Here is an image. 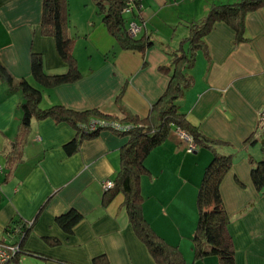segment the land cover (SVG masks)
Segmentation results:
<instances>
[{
  "label": "crops",
  "instance_id": "crops-1",
  "mask_svg": "<svg viewBox=\"0 0 264 264\" xmlns=\"http://www.w3.org/2000/svg\"><path fill=\"white\" fill-rule=\"evenodd\" d=\"M236 1L141 0L139 10L123 16L141 25L136 38L147 44L123 50L93 0H67L74 11L71 27L84 35L71 41L79 77L42 87L30 74L31 52L40 55L47 74L63 73L67 66L52 38L39 34L41 0H0V63L15 80L25 78L40 89L41 108L96 109L108 120L125 123L126 116L147 114L167 85L173 57L190 53L191 25L211 7ZM69 27L67 33L73 30ZM201 40L184 68L189 85L177 107L217 141L216 154L229 156L219 194L233 264H264V184L254 187L249 176L255 161L264 162V131H257L258 113L264 110V5L244 14L240 37L217 19ZM21 100L20 92H9L0 78V241L19 242L10 264H20L22 256L26 264H100L101 257L104 264H154L128 223L122 193L101 201V182L115 175L127 135L101 127L80 136L72 124L50 117H33L21 131ZM71 141L76 145L67 153L64 146ZM185 148L171 128L147 154V173L139 178L141 213L159 237L178 247L183 264H218L213 255L193 258L190 239L197 188L213 152L204 146L191 153ZM71 209L80 219L65 232L55 218ZM17 220L31 221L22 236L12 230Z\"/></svg>",
  "mask_w": 264,
  "mask_h": 264
},
{
  "label": "trees",
  "instance_id": "trees-1",
  "mask_svg": "<svg viewBox=\"0 0 264 264\" xmlns=\"http://www.w3.org/2000/svg\"><path fill=\"white\" fill-rule=\"evenodd\" d=\"M97 13L106 30L114 39L116 45L123 50H140L146 41L129 37L126 33L127 19L121 14L120 8L124 0H93ZM264 5V0H238L234 3L211 7L205 17L198 23L191 25L189 42L190 53L178 52L172 59L171 72L167 85L159 98L150 105L143 117L126 116L124 121L130 128L124 132L126 142L119 149V165L112 178V187L104 190L102 203L108 202L117 192L123 195V208L128 223L134 234L144 244L154 264H183V257L176 245L167 244L159 237L144 220L141 213V195L139 192V178L147 173L144 159L157 145L162 143L171 128H179L187 133L196 146L209 148L212 158L203 170L196 197V220L191 235L193 258L213 255L218 264H233L231 243L225 230L226 213L219 194V182L230 166L229 156L216 154L215 139L204 136L198 128L190 124L184 114L177 107V100L181 98L184 89L189 85V79L184 68L190 65L193 51L201 47V36L213 21L222 19L230 24L237 37L242 32L243 16L247 11ZM67 0H41V14L38 31L41 36L51 37L58 58L65 62L67 69L59 74L44 72L41 57L38 53L30 54V74L33 80L42 87H49L60 83L71 82L79 77L75 60L71 53L72 38L67 31ZM138 34V33H137ZM0 78L6 84L7 90L19 91L22 100L18 103L20 112L19 130L23 131L29 125L31 118L50 117L54 121H66L75 126L80 136L92 135L99 128L82 133L79 127L85 126L90 120H108L106 114L89 109L74 111L61 105L39 107L40 89L32 86L25 78L15 80L0 63ZM110 121V120H108ZM75 142L64 146L67 153L74 150ZM251 183L256 188L264 184V162L255 161L249 170ZM80 219V214L71 209L55 218L56 224L65 232ZM18 224L21 220L16 221ZM28 229L22 224L24 233ZM104 264V260L101 257ZM98 260H93L94 262Z\"/></svg>",
  "mask_w": 264,
  "mask_h": 264
},
{
  "label": "built area",
  "instance_id": "built-area-1",
  "mask_svg": "<svg viewBox=\"0 0 264 264\" xmlns=\"http://www.w3.org/2000/svg\"><path fill=\"white\" fill-rule=\"evenodd\" d=\"M141 7V0H124L123 5L120 8V12L122 15L128 14L133 12L134 9L139 10ZM141 25L139 23H136L135 20L127 19L126 22V33L129 37H134L137 35V33L140 31ZM105 122V123H104ZM108 128L115 132H124L128 128H130V125L126 123H120L116 121H103V120H96L92 119L90 120L85 126L79 127L82 133H87L89 131L96 130L97 128ZM175 131L178 135V137L185 141L186 148L185 151L187 153H191L195 149V143L193 142L192 138L185 133L183 130L179 128H175ZM257 131L262 132L264 131V110H261L258 113V121H257ZM112 187V181L111 180H103L101 182V188L102 190H107ZM22 224L27 227L30 226L31 221L27 220H21ZM21 223H17L12 227V230H14L18 236H22L23 232L21 230ZM19 252V242H6V241H0V264H10L12 260L15 259L16 254Z\"/></svg>",
  "mask_w": 264,
  "mask_h": 264
},
{
  "label": "rangeland",
  "instance_id": "rangeland-1",
  "mask_svg": "<svg viewBox=\"0 0 264 264\" xmlns=\"http://www.w3.org/2000/svg\"><path fill=\"white\" fill-rule=\"evenodd\" d=\"M74 13V11H73V9H72V7H70L69 8V4H68V2H67V25H70V29L72 28L73 30L72 31H69L68 32V35L70 36V37H72V40H73V44H74V42L76 41V40H79L81 37H83L84 35H82V33H81V30H80V32L79 33H77V30L74 28V27H71V26H73V23H74V18L72 17V14ZM71 15V16H70ZM176 36H178L177 34H176ZM79 43V42H78ZM188 44L186 45L187 46V51L191 48V43L190 42H187ZM73 44H72V47H73ZM176 47H178V45H176ZM77 48V47H76ZM178 52V51H177ZM198 52H200V53H202V51H198ZM178 101V100H177ZM103 121H106V120H103ZM105 123V122H104ZM195 201V200H194ZM195 208H196V206H195ZM181 218V213L180 214H178V215H176V221L177 222H179V219ZM176 235H177V237H178V233L176 232ZM24 259H25V257H21V261H20V264H26V262H24ZM28 259V258H27Z\"/></svg>",
  "mask_w": 264,
  "mask_h": 264
}]
</instances>
